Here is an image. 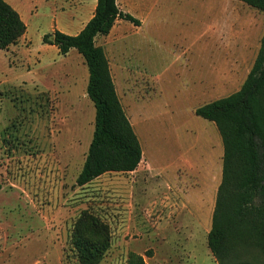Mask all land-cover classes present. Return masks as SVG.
Instances as JSON below:
<instances>
[{
  "label": "rangeland",
  "instance_id": "1",
  "mask_svg": "<svg viewBox=\"0 0 264 264\" xmlns=\"http://www.w3.org/2000/svg\"><path fill=\"white\" fill-rule=\"evenodd\" d=\"M21 2L26 41L0 49V264H78L76 236L103 241L98 264H128L130 253L146 264H218L207 234L223 147L195 109L240 88L264 12L239 0H182L195 36L173 33L171 9L160 27L123 20L98 37L142 158L131 172L78 186L94 129L88 70L75 49L64 56L42 42L58 23L53 2ZM131 5L138 14L144 2Z\"/></svg>",
  "mask_w": 264,
  "mask_h": 264
},
{
  "label": "trees",
  "instance_id": "2",
  "mask_svg": "<svg viewBox=\"0 0 264 264\" xmlns=\"http://www.w3.org/2000/svg\"><path fill=\"white\" fill-rule=\"evenodd\" d=\"M239 1L264 12V0ZM116 19L140 23L121 11L116 0H96L93 16L77 34L54 29L42 37L43 43L54 45L61 55L75 49L88 70L86 94L94 105V129L75 180L78 186L102 173L131 172L142 158L105 52L95 43L97 36L109 33ZM25 31L19 13L0 0V49L17 44ZM195 114L215 124L223 147L207 246L218 264H264V32L258 55L240 88L196 107ZM81 237L76 236L74 242L78 264H98L105 244ZM127 259L128 264H146L137 253H130Z\"/></svg>",
  "mask_w": 264,
  "mask_h": 264
},
{
  "label": "crops",
  "instance_id": "3",
  "mask_svg": "<svg viewBox=\"0 0 264 264\" xmlns=\"http://www.w3.org/2000/svg\"><path fill=\"white\" fill-rule=\"evenodd\" d=\"M5 1H7L14 8V10H16L19 13L20 17L24 21V16L28 14V11L26 12L24 11L25 13H22L23 5H24V3L21 2L22 0H5ZM142 1L144 2V5H142V9L138 14L137 13L133 14L131 12L129 13L127 12L126 9V8H130V6H132L131 4H134V0H116V3L121 11L125 13H129L133 17L138 19L140 21L139 25H134L131 22L130 23L135 27H141V28H144L145 25L148 27L162 26V22H164L165 20V15L167 10L170 11L171 9H174V11L177 12L176 15L178 21L174 25L176 27L172 26V28L175 29L173 33L189 35V36L197 35V31L195 30V27L186 25V23L183 24L184 20L187 21V19L183 18L181 15L182 10L186 9V7L183 6L184 4L182 3V0H142ZM51 2H53L52 6L54 11V16H58V21H57L58 23H56V26H54L52 30L57 29L61 32L70 35L77 34L83 28L86 22L93 16L96 6V0H51ZM59 17L61 19L65 18L66 20H64L62 24H59L60 21ZM118 21H123V19H116L114 24ZM27 28L28 27L26 25V31L24 35L20 38V40L22 39L26 41ZM112 28L110 29L107 35L97 36L95 38V43L98 37H102V38L109 37ZM72 50L74 49L73 48L70 49L64 56L69 55L72 52ZM130 51H133L132 47H130Z\"/></svg>",
  "mask_w": 264,
  "mask_h": 264
}]
</instances>
